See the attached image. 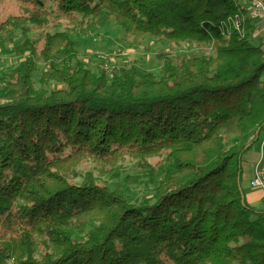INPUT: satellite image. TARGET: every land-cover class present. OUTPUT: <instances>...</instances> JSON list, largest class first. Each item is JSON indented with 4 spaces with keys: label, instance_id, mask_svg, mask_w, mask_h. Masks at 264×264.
<instances>
[{
    "label": "trees",
    "instance_id": "trees-1",
    "mask_svg": "<svg viewBox=\"0 0 264 264\" xmlns=\"http://www.w3.org/2000/svg\"><path fill=\"white\" fill-rule=\"evenodd\" d=\"M20 1L0 21V58H18L0 75V264H264V210L242 189L264 128V50L240 1ZM108 20L201 52H159V76L95 72L72 35ZM126 160L150 180L142 203L100 181Z\"/></svg>",
    "mask_w": 264,
    "mask_h": 264
},
{
    "label": "rangeland",
    "instance_id": "rangeland-1",
    "mask_svg": "<svg viewBox=\"0 0 264 264\" xmlns=\"http://www.w3.org/2000/svg\"><path fill=\"white\" fill-rule=\"evenodd\" d=\"M25 5L20 0H0V21L11 15H20L24 12ZM54 23H56L54 21ZM255 25L254 31L250 34V42L255 46H260L264 50V17L253 19ZM69 30L67 24L62 22L57 25L58 31ZM53 30V29H52ZM51 30V31H52ZM50 31V32H51ZM54 32V31H53ZM73 39L76 42V52L80 60H83L87 66L95 72L103 71L107 75L118 72L121 69L135 67L142 73H150L156 76L160 74V62L157 59L159 52H167L171 56L178 58L185 54H199L195 46L182 44L180 46L169 43L155 42L150 38H132L127 36L113 20H108L105 24L96 26L89 33L74 32ZM29 38L36 39L38 47L43 46V39L39 31H30ZM22 41L21 32L16 33L14 43L8 45L7 49L12 50ZM18 61L15 53H5L0 58V75L11 71ZM47 70L44 65H39L38 71L33 74V81L39 88L38 80L41 74ZM264 77V76H263ZM53 89L58 88L55 83L51 84ZM255 151V145L243 156L242 166L245 168V174L242 175L243 187H247L249 180H246L247 154ZM258 156L253 161V166ZM157 160H154L156 162ZM91 166L83 165L81 173L86 174L91 170ZM94 176H98L94 172ZM111 189H118L124 193L131 203H142L152 194V186L144 170L137 162L126 160L117 175L101 178ZM245 189V188H244ZM84 233L74 235L77 240L82 239Z\"/></svg>",
    "mask_w": 264,
    "mask_h": 264
},
{
    "label": "built area",
    "instance_id": "built-area-1",
    "mask_svg": "<svg viewBox=\"0 0 264 264\" xmlns=\"http://www.w3.org/2000/svg\"><path fill=\"white\" fill-rule=\"evenodd\" d=\"M241 7L249 12L253 18L264 17V2L261 0H239ZM236 24H239L238 19ZM250 187L254 190L264 192V137L259 144V155L253 168V176L250 180Z\"/></svg>",
    "mask_w": 264,
    "mask_h": 264
},
{
    "label": "crops",
    "instance_id": "crops-1",
    "mask_svg": "<svg viewBox=\"0 0 264 264\" xmlns=\"http://www.w3.org/2000/svg\"><path fill=\"white\" fill-rule=\"evenodd\" d=\"M264 2V0H261ZM254 24V23H253ZM254 29H255V25H254ZM264 137V128L262 129L260 136H259V140L258 143L255 145V151L254 152H249L247 154V160L249 161V163H247L249 166L247 167L246 170V180H250L252 179L253 176V161L254 159H256V156L259 155V144L261 142V140ZM242 171L245 174V168L243 169L242 166ZM242 173V175H243ZM245 188V189H244ZM242 189L244 191V198L245 201L248 205L258 209V210H264V192L261 190H254L250 187V183H248L247 187H243V183H242Z\"/></svg>",
    "mask_w": 264,
    "mask_h": 264
}]
</instances>
